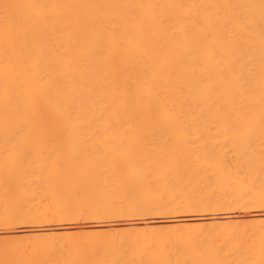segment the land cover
<instances>
[{"label": "bare ground", "instance_id": "1", "mask_svg": "<svg viewBox=\"0 0 264 264\" xmlns=\"http://www.w3.org/2000/svg\"><path fill=\"white\" fill-rule=\"evenodd\" d=\"M259 116L264 0H0L3 225L264 209L263 137L186 134ZM82 133L112 144L90 153ZM121 231L61 244L3 234L0 264H264L263 220Z\"/></svg>", "mask_w": 264, "mask_h": 264}, {"label": "rangeland", "instance_id": "2", "mask_svg": "<svg viewBox=\"0 0 264 264\" xmlns=\"http://www.w3.org/2000/svg\"><path fill=\"white\" fill-rule=\"evenodd\" d=\"M219 118L222 119L223 117H219ZM255 118H256V121L259 120L260 122H264V116H262V117L259 116L258 118L257 117H252V120H255ZM215 119H217V121H218V118H215ZM215 119L213 118V120H215ZM242 119H243V121L244 120L245 121L246 120L247 121L248 120L252 121L251 117L250 118L249 117H241L240 119L237 118V117H235V118L234 117H228V118L224 117L222 120H224V121L233 120V122H234V120H238V121L240 120L241 121ZM230 122H232V121H230ZM234 125L235 124L229 125L231 127L227 126L226 128L229 129L228 131H226L227 129L225 130L224 128L215 129V127H214V129H213L212 128L213 126H212L210 128L211 130L207 129L208 132L206 130L205 131L203 130L205 133L202 132V131L201 132L200 131H194L193 133L192 132L191 133L188 132L186 134H187V136H189V135L191 136V138L189 139L191 142L196 137L200 138V139H203V138L205 139L206 136L208 138L210 137V139H211V137H213V140H215V141H217L216 137H221V139L218 138V140L222 141L224 139V142L227 145V141H228L227 139H231L230 141L235 139L236 138L235 135H237L236 132H238V133L242 132L243 133L245 130L246 131L247 130L250 131V129H251V132L253 131V133H254V131H255L254 134L251 133L253 136L257 135V137L259 136V138L261 136V140H262V137L264 139V136H263V134H264V123H259L257 125L253 124L252 126L251 125H245V124L243 126V125L240 124V127L236 126L237 125L236 124L235 125L236 128H235ZM247 126L250 129H247L248 128ZM237 127H239V128H237ZM243 127H244L245 130L243 129ZM233 128H235V129H233ZM219 130H221V131L225 130V132L224 131L223 132H219ZM232 131L234 132V134L231 133ZM167 133L168 132H166L165 134L162 133L160 136L166 137L168 135V137L171 139L170 136H172V134L171 133L167 134ZM224 133H227L226 134L227 137H225L226 135L224 136ZM1 134H0V136L3 135V137H4V134H2V135ZM65 134L67 135V133H58L56 135L57 136L58 135L59 136H66ZM86 134L89 135V137L86 136ZM108 134H110V133H105V134L104 133H95V134L94 133H91V134L90 133H82L81 135L82 136L85 135V137H86L85 139L89 140L91 138V140L88 141V140L84 139V140H80V141L75 142V143L81 144L83 146V144H84L83 141H86L84 146L81 147V148H85L86 144L88 145V143L91 141L90 142L91 144L89 143V145H90V147L93 146L92 150L90 148H88V150L90 149L89 151L87 150V148L85 150L88 151V152L93 151V148L96 145L94 149H99V151H101L100 146H101V148H103L105 143H106V146H109L112 143L110 141H100L101 143L103 142V144H101V143H99L98 140H94V139H93L94 141L92 142V136L94 135V137H96L98 135L97 137H99V136L101 137L102 135L106 136ZM157 134H159V133H157ZM216 134L218 136H216ZM251 134H250L249 137H251ZM35 135L36 136H38V135L41 136L40 134H38V135L35 134ZM45 135L46 136H51V135L54 136L55 134L48 133V135L47 134H45ZM74 135L76 136V134H74ZM115 135L119 136L121 134L120 133L119 134H113V136H115ZM154 135L156 136V134H154ZM232 135H234V136H232ZM6 136H10V135H6ZM11 136H15V135H11ZM78 136H80L79 133H78ZM157 136H159V135H157ZM202 136H205V137H202ZM238 136L241 137L240 134H238ZM222 137H224V138H222ZM254 138L251 137L250 139H254ZM255 139L258 140L257 138H255ZM206 140H207V138H206ZM81 141L83 142V144H82ZM49 142H51V141H49ZM27 143H28V145H30V147H32V143L33 142L31 144L29 142H27ZM34 143H33L34 144L33 146L36 145V142H34ZM45 143L42 142V144H44V147H45L46 144H47L46 145L47 147L48 146L50 147V145L53 144V142H52V144H49V145H48V143H46V144ZM70 143L73 144V142H70ZM107 143L109 145H107ZM156 143H158V142H156ZM230 143L231 142H229V144ZM37 144H38V142H37ZM64 144H66V143H64ZM28 145L26 144V145H23V146H28ZM38 145H41V143H39ZM75 146H77V145L75 144ZM80 146H77V147L80 149ZM42 147H43V145H42ZM44 147H43V149H44ZM96 147H98V148H96ZM80 150H81V152H82V150L85 151L84 149H80ZM27 151L30 152L31 150H27ZM27 151H25V154H26ZM43 151L46 152L45 149ZM102 151H104V150L102 149ZM229 151H231V153H232L233 149L232 150L230 149ZM21 153H22V151H21ZM23 154H24V152H23ZM233 154L235 155V159H236L237 158V152L235 153V150L233 151L231 157H230V154L228 153V156L230 158L228 156H226L227 159L235 160V159H233L234 158ZM226 155H227V152H226ZM105 167L106 166H104L103 164H102V166L100 165L99 170H98V172H99L100 168H101L100 175L101 174H107V172L105 171L106 170ZM34 170H38V169L35 168ZM103 171H105L106 173L105 172L103 173ZM35 173L37 174V171H35ZM44 173H46V172H43V174ZM37 175H39V174H37ZM45 175H44L45 178H47L48 177L47 174H45ZM41 176H42L41 180H43V175H41ZM69 176H71V174H69ZM243 208L244 207H242V208H232V209L230 208V209H227V210L226 209H223V210L222 209H216V210H206V211H200V212L199 211H191V212H182V211H180L181 213L180 212H178V213L176 212V213H173V214L171 212L164 213V214L163 213H159V214L156 213V214H150V215L146 214V215H142V216L134 215L133 217H131L133 214H131L130 216H128L129 214H127V215L125 214L127 216L126 217V216L122 215V213H121L122 216L119 214L118 216H112V217L108 216L109 218L105 217L103 219H101V218L94 219L93 218V220H91L89 218L88 219L87 218H83V219L82 218H80V219H76V218H73V219L70 218L69 219L68 218L66 220L65 219H61L60 220V219L57 218L58 216L57 217L56 216H54V217L52 216L53 218L49 217V219L47 218L46 221L43 220V222L40 220V221H37V222H27V223H18V222H16V223H12V224L11 223L10 224L7 223V224H4V225L2 223H0V236L3 235V234L8 235V239H9L10 243H14V242L15 243H21V242L29 243V242H32V241H35V240L39 239V240H45V241H51L52 240L53 243L55 242V244H57V242L58 243L59 242L63 243L62 241H65V240L69 239L70 237H73L77 233H80V232H84V233L87 232L88 233V231L90 232V230L93 227H97L103 232H106V231L110 232L111 231V233H114V232H117V231L120 232L121 229H142L143 227H154L155 229H158V230L162 229L163 230V229H167V228L171 227L172 225H185V224L186 225H188V224L190 225V224H198V223H202V222H205L207 225L209 223H213L214 225H218L220 223L225 224L226 222L239 223L241 221H250V220H263L264 221V214L259 215V216H251L249 214V213H251V212H253V211L257 210V209L262 210L264 212V209H260V208L256 209V208H252V207H245L244 209ZM253 209H255V210H253ZM224 215H226V216H224ZM227 215H229V216H227ZM172 218H174L176 220H172ZM47 220H49V221H47ZM119 232H117V234H119ZM61 243H59V244H61Z\"/></svg>", "mask_w": 264, "mask_h": 264}]
</instances>
